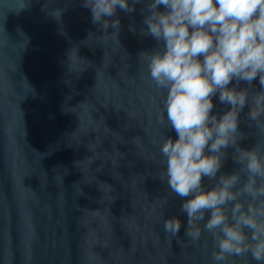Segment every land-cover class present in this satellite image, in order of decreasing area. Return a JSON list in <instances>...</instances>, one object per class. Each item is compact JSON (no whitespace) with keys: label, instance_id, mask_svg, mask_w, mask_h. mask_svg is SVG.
Returning <instances> with one entry per match:
<instances>
[{"label":"water","instance_id":"water-1","mask_svg":"<svg viewBox=\"0 0 264 264\" xmlns=\"http://www.w3.org/2000/svg\"><path fill=\"white\" fill-rule=\"evenodd\" d=\"M145 3L109 18L118 40L83 0H0V264H211V236L184 235L160 178V137H177L139 58L157 48L139 34ZM236 168L229 156L222 171ZM172 216L176 236L163 230Z\"/></svg>","mask_w":264,"mask_h":264},{"label":"clouds","instance_id":"clouds-1","mask_svg":"<svg viewBox=\"0 0 264 264\" xmlns=\"http://www.w3.org/2000/svg\"><path fill=\"white\" fill-rule=\"evenodd\" d=\"M140 2L83 0V6L93 24L105 33L111 27L118 39L120 20L109 18L117 8L134 12ZM142 11L139 34L154 38L157 48L139 58L165 93L160 124L177 137H160V178L181 200L184 235L211 236V264L236 258L264 264V0H146ZM214 97L223 111H213ZM245 109L247 133L240 127ZM252 130L257 142L242 146ZM229 156L237 165L230 174L222 171ZM181 227L179 216L163 222L172 236Z\"/></svg>","mask_w":264,"mask_h":264}]
</instances>
